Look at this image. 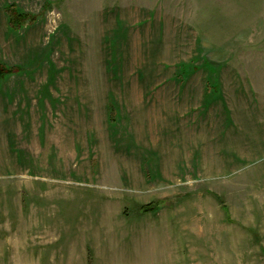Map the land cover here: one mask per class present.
I'll return each instance as SVG.
<instances>
[{
    "label": "rangeland",
    "instance_id": "rangeland-1",
    "mask_svg": "<svg viewBox=\"0 0 264 264\" xmlns=\"http://www.w3.org/2000/svg\"><path fill=\"white\" fill-rule=\"evenodd\" d=\"M0 67V264H264V0H0Z\"/></svg>",
    "mask_w": 264,
    "mask_h": 264
},
{
    "label": "trees",
    "instance_id": "trees-1",
    "mask_svg": "<svg viewBox=\"0 0 264 264\" xmlns=\"http://www.w3.org/2000/svg\"><path fill=\"white\" fill-rule=\"evenodd\" d=\"M8 71L6 69H4L3 67H0V80L4 77V75L7 73ZM223 208V207H222ZM224 209L226 210V208L224 207Z\"/></svg>",
    "mask_w": 264,
    "mask_h": 264
}]
</instances>
